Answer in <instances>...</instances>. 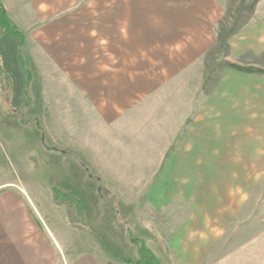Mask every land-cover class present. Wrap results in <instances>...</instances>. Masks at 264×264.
Returning a JSON list of instances; mask_svg holds the SVG:
<instances>
[{
    "label": "rangeland",
    "instance_id": "obj_1",
    "mask_svg": "<svg viewBox=\"0 0 264 264\" xmlns=\"http://www.w3.org/2000/svg\"><path fill=\"white\" fill-rule=\"evenodd\" d=\"M84 3L59 32L46 0H11L24 45L0 30V180L45 204L51 185L86 190L93 218L106 203L160 213L185 264H264V0ZM77 234L117 258L102 233Z\"/></svg>",
    "mask_w": 264,
    "mask_h": 264
},
{
    "label": "crops",
    "instance_id": "obj_2",
    "mask_svg": "<svg viewBox=\"0 0 264 264\" xmlns=\"http://www.w3.org/2000/svg\"><path fill=\"white\" fill-rule=\"evenodd\" d=\"M1 1L7 14L13 15L12 17L21 27L20 18L22 19L23 14L13 11L11 0ZM46 1L47 4L49 3L46 10H51L47 13V17L54 16L55 22L51 23L53 20L47 21L45 23L46 31L51 27L52 30L56 29L59 32H72L76 28L75 21L79 19V16L86 13H83L85 11L84 2L89 3L93 0ZM90 30L93 31L94 29ZM1 59L4 69L10 73L5 66L9 61L5 62L3 55H1ZM5 59L9 60L8 58ZM106 93L107 95H120L121 91L108 89ZM78 94L83 95L84 92ZM154 188H157L155 183L152 184L148 192H153ZM165 191L171 190L165 189ZM82 192L89 193L86 190ZM85 193H79L81 196L78 197H82L80 203L85 216L86 208L89 212L92 225L88 223L89 220L86 216L87 227L86 225L67 224L64 221V213H61L60 217L56 219L54 213L61 208L58 207V209L53 210L50 206L51 203H42L35 194H31L22 185L20 180H0V264H128V259L138 257L137 245L130 242L129 235L141 241L158 260V264H185L179 258L176 246L170 242V236L165 234L166 226L164 223L159 222L158 215L160 213L155 212L154 215L157 214V216L148 220L147 218L143 219L142 216L139 217V214H127L126 210L123 211L128 206L126 205L129 204L128 202H125L123 207L119 206L118 209L114 205L106 203L107 205H103V212L99 213L100 219L96 216L93 218L94 208L92 209L90 203L92 200L87 199L89 194L85 195ZM145 197L148 199L147 202L150 203V207L157 210L166 208V206H159V203L151 200V194L147 193ZM169 198L164 201L167 203L166 205L170 204L171 201H175L173 199L174 194ZM84 200H86L85 204ZM104 203L99 201L95 207ZM134 204L136 208L142 207V205H136V202ZM49 207L51 211L48 210ZM123 214L124 216H122ZM88 224L94 228L89 227ZM104 225L106 229L102 231ZM134 227L136 232H134ZM80 229L90 234L102 233L107 245L112 246V249L116 252L114 255L117 257L115 261L106 257V248L103 249L82 240L77 234ZM158 242L162 244L163 248L161 247V249L166 255L155 249L159 248ZM107 251L110 255H113L111 250Z\"/></svg>",
    "mask_w": 264,
    "mask_h": 264
},
{
    "label": "trees",
    "instance_id": "obj_3",
    "mask_svg": "<svg viewBox=\"0 0 264 264\" xmlns=\"http://www.w3.org/2000/svg\"><path fill=\"white\" fill-rule=\"evenodd\" d=\"M0 30L1 33L8 34L13 38L19 40L18 51L20 52V49L24 44L23 34L19 29V27L8 16L7 11L4 8L1 0H0ZM228 66L236 68L241 71L256 72V70L254 69H244L237 66H233L232 64H228ZM26 72L28 74L26 85H28L31 81L32 76L29 71L26 70ZM0 75L1 76L4 75L7 81H9L10 76L4 73V70L1 66V61H0ZM1 76H0V89L5 90L9 88L10 84L8 86H5L4 80L1 78ZM23 120L24 117L23 115H21L19 117V124H23V125L26 124L25 122H23ZM35 124L37 127L39 126L36 118H35ZM73 154L83 166L89 167L87 160L80 153H73ZM49 189L51 193V199H50L51 203L56 207L64 206L67 209L65 222L69 225H80V226L85 225L84 211L77 197L69 192L64 191L62 188H60L57 185H51ZM129 239L132 244L137 245L138 257L128 259L127 260L128 264H158V260L148 251V249H146L145 245L141 241H139L138 239H134L131 235H129Z\"/></svg>",
    "mask_w": 264,
    "mask_h": 264
}]
</instances>
